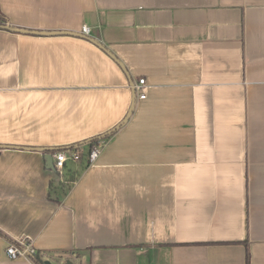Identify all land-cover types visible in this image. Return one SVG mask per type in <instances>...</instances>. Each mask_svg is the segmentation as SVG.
I'll use <instances>...</instances> for the list:
<instances>
[{
    "label": "crops",
    "instance_id": "1",
    "mask_svg": "<svg viewBox=\"0 0 264 264\" xmlns=\"http://www.w3.org/2000/svg\"><path fill=\"white\" fill-rule=\"evenodd\" d=\"M0 13L76 33L0 28V145L13 146L0 264H39L8 244L80 264H245L246 251L264 264V0H0ZM133 93L89 163L79 143ZM35 147L80 158L59 172Z\"/></svg>",
    "mask_w": 264,
    "mask_h": 264
},
{
    "label": "built area",
    "instance_id": "2",
    "mask_svg": "<svg viewBox=\"0 0 264 264\" xmlns=\"http://www.w3.org/2000/svg\"><path fill=\"white\" fill-rule=\"evenodd\" d=\"M80 32L84 35L89 34V27L82 26ZM145 80L140 78L138 82L132 85V88L137 93L139 99L145 98L144 93ZM101 152V144L94 145L87 153V160L89 163H93L99 156ZM80 158L79 152L76 149L70 150L68 153L64 150L57 151L53 157V167L56 171L61 172L67 160L76 161ZM5 253L10 259H15L22 256H27L28 254L34 255L35 251L30 246H17L13 244H8Z\"/></svg>",
    "mask_w": 264,
    "mask_h": 264
},
{
    "label": "water",
    "instance_id": "3",
    "mask_svg": "<svg viewBox=\"0 0 264 264\" xmlns=\"http://www.w3.org/2000/svg\"><path fill=\"white\" fill-rule=\"evenodd\" d=\"M0 28H4V29L11 30V31H14V32L32 33V34H56V33L76 34V33L71 32V31H37V30H28V29H22V28L12 27V26H10L8 24L3 25V26H0ZM118 64H121V63L119 62ZM135 97H136V95H135V93H133L131 105H130V107H129V109H128L126 115H125V117L119 123H117L112 129L108 130L107 132L103 133L102 135H99V136H96V137L87 139L85 141H82L79 144L80 145H84V144H87V143H89L90 141H92L94 139H101V138H103V137L111 134L112 132L116 131L118 128H120L126 122V120L128 119V117H129V115H130V113H131V111L133 109V104H134ZM7 147H10V148L12 147L13 148V146L0 145V148H7ZM14 148H17V147H14ZM34 149H36V150H42V151H50V150H52V148H47V147H35ZM44 158H45V164H46V166L48 168H54L53 167V156H52V154L48 152V153L45 154V157ZM47 264H49V263H47ZM66 264H71V263H70L69 260H67L66 261Z\"/></svg>",
    "mask_w": 264,
    "mask_h": 264
},
{
    "label": "trees",
    "instance_id": "4",
    "mask_svg": "<svg viewBox=\"0 0 264 264\" xmlns=\"http://www.w3.org/2000/svg\"><path fill=\"white\" fill-rule=\"evenodd\" d=\"M6 24L10 25V24L7 22L6 18L0 13V26L6 25ZM10 26H11V25H10ZM107 136H108V135H107ZM99 140H100V139H94V140L90 141V142L88 143V147L91 148V147L94 146L96 143H98ZM79 145H80V144H79ZM60 150H62V148H55V149L50 150L49 152H50L51 154H52V153L55 154L57 151H60ZM44 152H45V151H44ZM45 153H47V152H45ZM32 258L38 260L39 264H44L41 258H37V257L34 256V255L32 256ZM46 263H47V262H46ZM245 264H249V252H248V251H246V255H245Z\"/></svg>",
    "mask_w": 264,
    "mask_h": 264
},
{
    "label": "rangeland",
    "instance_id": "5",
    "mask_svg": "<svg viewBox=\"0 0 264 264\" xmlns=\"http://www.w3.org/2000/svg\"><path fill=\"white\" fill-rule=\"evenodd\" d=\"M48 260H50V262H51V264H66V261H55L54 259H48ZM48 260H42L43 261V263L44 264H47V263H49L50 264V262L48 261ZM47 262V263H46ZM70 263L71 264H80V262L78 261V260H75L74 258H71V260H70ZM88 262H86L85 260L84 261H82V263L81 264H87Z\"/></svg>",
    "mask_w": 264,
    "mask_h": 264
}]
</instances>
